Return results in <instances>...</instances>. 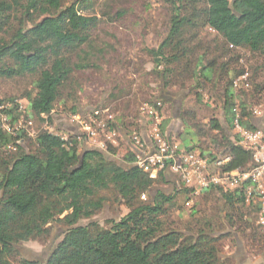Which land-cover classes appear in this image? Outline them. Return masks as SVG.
<instances>
[{
  "label": "trees",
  "instance_id": "trees-1",
  "mask_svg": "<svg viewBox=\"0 0 264 264\" xmlns=\"http://www.w3.org/2000/svg\"><path fill=\"white\" fill-rule=\"evenodd\" d=\"M81 1L89 0H0V77H35V93L28 96L24 114L34 123H45L44 116L60 106L76 113L81 88L74 74L91 67L83 56L100 23L81 13L77 7ZM163 1L171 11L168 33L157 49L148 52L163 90L186 87L198 79L200 89L214 82L220 71L217 82L226 79L224 109L231 130L235 109L243 125L256 129L251 123L254 109L242 98L253 85L252 78L235 90L234 83L246 73L233 72L231 63L239 60L233 54L239 50L264 57V0ZM209 29L215 38L206 44L201 37ZM255 92L264 93V82L255 86ZM105 122L110 131L122 124L116 117ZM210 125L217 132L211 146L231 159L225 169L249 168L253 154L238 145V136L226 135L215 121ZM190 127L197 137L206 135L200 124ZM9 145L16 150H9ZM187 150H197L211 161L220 159L218 153L197 146ZM116 154L111 144L107 152L87 148L78 135L65 141L47 130L35 137L0 132V264L17 261L23 243L48 240L54 223L67 231L46 264H230L231 259L221 255V242L247 231L264 248V233L257 231L249 215L240 214L242 206L250 205L243 190L210 187L196 194L181 182L168 194L160 189L169 183L167 170L153 179L131 158H126L127 168L109 159ZM180 196L187 200L204 196L207 203L214 201L212 211L197 217L193 210L189 222H172L166 218ZM112 202L126 206L129 213L109 222L108 228L94 221L81 224Z\"/></svg>",
  "mask_w": 264,
  "mask_h": 264
},
{
  "label": "rangeland",
  "instance_id": "rangeland-1",
  "mask_svg": "<svg viewBox=\"0 0 264 264\" xmlns=\"http://www.w3.org/2000/svg\"><path fill=\"white\" fill-rule=\"evenodd\" d=\"M77 7L82 14L99 18L100 23L92 45L86 47L88 55L83 56L91 67L74 74V81L81 88L76 113L60 106L51 116L44 118L45 123H34L31 132L37 135L38 132L47 130L68 140L70 136L78 135L87 148H96L80 130L78 123L73 121V117L88 120L95 112H99L103 120H106L112 115L116 120H121L122 124L116 129L118 136L109 143L117 149V154L109 155V159L127 168L129 163L125 155L129 151L135 152L133 134L142 136L145 133L147 119L142 117L141 109L163 100L166 134L176 138L183 149L197 146L218 153V158H224L223 151H218L210 144L212 136L217 134L210 124L213 121L219 123L228 136L234 133L224 109L226 79L218 83V71L214 82H209L200 89L196 88L198 79L190 81L186 87L174 86L165 91L156 73V64L148 53L149 50L157 49L168 33L170 7L163 0H89L78 2ZM201 38L207 44L215 38V33L210 29L206 30ZM233 54L240 56L238 61L231 63L233 72L245 70L249 78H252L253 85L242 95L243 100L253 109L264 106V93L258 95L255 92V86L264 82V57L253 55L247 50H239ZM34 80L35 77L30 75L15 79L0 77V101L21 102L28 109V96L35 93ZM71 106L70 102L69 107ZM258 119L261 120H251V123L257 128L263 127L264 118ZM194 123L204 128L205 136L197 137L193 133L195 131L190 125ZM181 182L178 177L175 184L169 182L160 189L172 194L176 187L180 188ZM102 195L109 197L110 193L103 192ZM206 201L204 196L194 200L180 196L175 202L177 205L170 208L166 219L184 224L191 220L193 210L197 217L210 213L214 201ZM256 204L247 203L248 207L242 206L240 214L249 215L257 231L264 233V229L258 224L260 210H257ZM128 213L126 206L112 202L95 218L81 224L87 225L94 221L108 228L109 222L120 221ZM52 228L48 240L29 241L20 245L18 248L21 255L12 264H23L22 260L46 264L67 231V228L58 223H54ZM250 234L251 231H247L236 236V239H224L221 242L223 258L231 259L230 264H264V248L261 244L254 243Z\"/></svg>",
  "mask_w": 264,
  "mask_h": 264
},
{
  "label": "built area",
  "instance_id": "built-area-1",
  "mask_svg": "<svg viewBox=\"0 0 264 264\" xmlns=\"http://www.w3.org/2000/svg\"><path fill=\"white\" fill-rule=\"evenodd\" d=\"M248 77V73L241 76L234 83L235 90L239 88L240 82L247 81ZM25 113L26 108L21 102H9L0 106V132L13 136L25 133L35 137L31 132L34 122L26 119ZM141 114L147 119V123L142 136H133L135 166L149 173L153 179L158 177L161 170H167L168 173L181 178L184 184L194 188L196 194L210 187H221L225 191L241 189L247 197V203L259 204L258 224L264 229V126L248 129L242 123L240 111L235 109L233 127L235 135L239 138L237 143L252 152L253 160L251 166L245 170L228 171L225 167L231 161L229 157L211 161L201 156L197 150L183 149L176 138L166 134L164 105L161 101L144 106ZM253 114L255 118H264V106L255 107ZM108 119H113V116L110 115ZM73 121L78 123L88 141L97 149L106 151L108 144L118 136L116 129H107V124L99 112H95L88 120H80L78 116H74ZM21 143V140L17 142L18 145ZM8 149L15 151L16 147L9 145Z\"/></svg>",
  "mask_w": 264,
  "mask_h": 264
},
{
  "label": "crops",
  "instance_id": "crops-1",
  "mask_svg": "<svg viewBox=\"0 0 264 264\" xmlns=\"http://www.w3.org/2000/svg\"><path fill=\"white\" fill-rule=\"evenodd\" d=\"M254 120H261V119H258V118H254ZM257 128V127H256ZM126 158H131L133 160V163L134 164V153L133 152H130L129 153H126L125 155ZM125 158V159H126ZM168 181L169 182H173L174 184L178 181V177L175 175V174H172V173H168Z\"/></svg>",
  "mask_w": 264,
  "mask_h": 264
}]
</instances>
